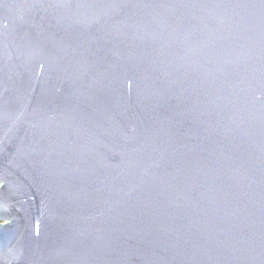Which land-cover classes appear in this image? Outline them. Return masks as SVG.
<instances>
[{
  "label": "water",
  "instance_id": "water-1",
  "mask_svg": "<svg viewBox=\"0 0 264 264\" xmlns=\"http://www.w3.org/2000/svg\"><path fill=\"white\" fill-rule=\"evenodd\" d=\"M0 264H264V0H0Z\"/></svg>",
  "mask_w": 264,
  "mask_h": 264
}]
</instances>
